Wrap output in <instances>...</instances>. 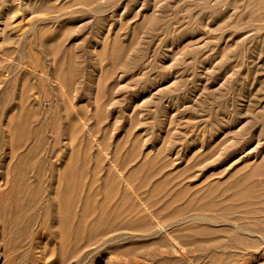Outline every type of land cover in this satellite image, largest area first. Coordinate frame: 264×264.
<instances>
[{
    "label": "rangeland",
    "instance_id": "1",
    "mask_svg": "<svg viewBox=\"0 0 264 264\" xmlns=\"http://www.w3.org/2000/svg\"><path fill=\"white\" fill-rule=\"evenodd\" d=\"M262 8L0 0V264H264Z\"/></svg>",
    "mask_w": 264,
    "mask_h": 264
},
{
    "label": "bare ground",
    "instance_id": "2",
    "mask_svg": "<svg viewBox=\"0 0 264 264\" xmlns=\"http://www.w3.org/2000/svg\"><path fill=\"white\" fill-rule=\"evenodd\" d=\"M250 3V2H249ZM258 3V2H257ZM251 4V3H250ZM263 4V3H262ZM251 6V5H250ZM263 6V5H262ZM258 7V6H257ZM253 8V7H252ZM259 8V7H258ZM256 9V6H255ZM263 9V8H262ZM264 10V9H263ZM262 12V11H261ZM256 13V12H255ZM261 17V16H260ZM264 20V19H263ZM261 21V20H260ZM259 22V21H258ZM259 24V23H258ZM257 25V24H256ZM142 71V70H141ZM158 86V85H157ZM161 89V88H160Z\"/></svg>",
    "mask_w": 264,
    "mask_h": 264
}]
</instances>
